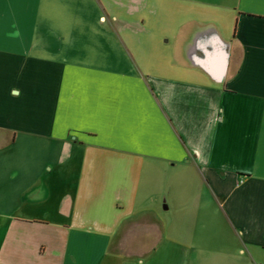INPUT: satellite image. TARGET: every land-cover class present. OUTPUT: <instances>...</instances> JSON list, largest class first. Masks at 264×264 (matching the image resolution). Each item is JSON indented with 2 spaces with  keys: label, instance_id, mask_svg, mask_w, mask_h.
<instances>
[{
  "label": "crops",
  "instance_id": "0c3cea01",
  "mask_svg": "<svg viewBox=\"0 0 264 264\" xmlns=\"http://www.w3.org/2000/svg\"><path fill=\"white\" fill-rule=\"evenodd\" d=\"M0 264H264V0H0Z\"/></svg>",
  "mask_w": 264,
  "mask_h": 264
},
{
  "label": "rangeland",
  "instance_id": "374dc122",
  "mask_svg": "<svg viewBox=\"0 0 264 264\" xmlns=\"http://www.w3.org/2000/svg\"><path fill=\"white\" fill-rule=\"evenodd\" d=\"M127 1H129V0H127ZM130 2H127V6L125 7V12H126V14H132V15H134V9H133V4H132V2H131V4H129ZM102 4H104L105 5V3L103 2ZM105 7H106V5H105ZM80 18H83L82 16H80ZM103 21L104 20H100V24L101 23H103ZM107 26H108V24H107ZM114 25L112 24V29L113 30H115V28L113 27ZM79 29H82V25L80 24L79 25ZM163 43H165L166 41H165V39H163V41H162ZM164 199V201H162V205H161V207L163 208L164 206H166V202H165V198H163Z\"/></svg>",
  "mask_w": 264,
  "mask_h": 264
}]
</instances>
